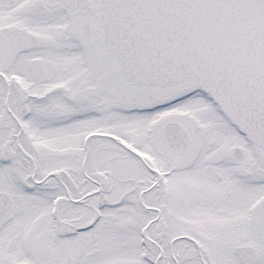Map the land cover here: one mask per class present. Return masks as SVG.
<instances>
[{
  "label": "snow or ice",
  "instance_id": "1",
  "mask_svg": "<svg viewBox=\"0 0 264 264\" xmlns=\"http://www.w3.org/2000/svg\"><path fill=\"white\" fill-rule=\"evenodd\" d=\"M0 264H264V0H0Z\"/></svg>",
  "mask_w": 264,
  "mask_h": 264
}]
</instances>
